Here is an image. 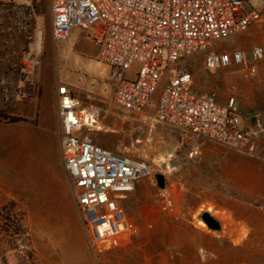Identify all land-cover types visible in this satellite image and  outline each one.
Returning <instances> with one entry per match:
<instances>
[{
    "label": "rangeland",
    "instance_id": "374dc122",
    "mask_svg": "<svg viewBox=\"0 0 264 264\" xmlns=\"http://www.w3.org/2000/svg\"><path fill=\"white\" fill-rule=\"evenodd\" d=\"M35 5L34 26L42 33L41 41L30 39L34 31L26 33L8 12L0 13V264H83L79 259L83 251L90 256V264H264V233L260 230L264 228V184L256 188L259 195L253 197L241 176L239 215L250 218L218 219L222 228L212 231L199 217L205 210L215 216L201 205L205 196L198 187L189 188L185 195L182 183V151L187 143L211 141L237 154L241 167H264V155L255 152L254 138L246 150H235L160 123L153 113L122 115V109L113 104L116 73L97 58L98 47L88 32L74 28L68 38L54 41L50 0H37ZM244 7L262 11L264 0H248ZM263 39L264 23L217 42V51L244 50L247 65H231L227 72L213 74L205 70L202 57H198L187 66L193 77L191 88L202 95H214L221 102L234 96L254 111L264 112V59L253 61L250 53V48ZM35 45L39 46L36 50ZM28 48L39 60L31 74L23 59V50ZM138 70L134 65L123 76L133 79ZM243 77L253 83L250 95L241 91ZM58 85L74 91L85 108L92 106L86 112L94 114L96 120L90 132L94 142L109 141L99 144L147 161L154 174L163 173L167 180L164 191L157 187L154 175L135 185L130 193H136L134 209H128L131 215L120 206L137 233L128 244L100 257L91 251L62 164ZM23 87L31 92L26 99L18 96ZM248 89L243 90L247 93ZM162 90L163 84L153 102L158 101ZM100 104L109 113L101 111ZM254 123L251 121L256 129L254 137L264 135V123ZM246 226L251 227L250 232L236 234ZM226 228H232L234 234L226 235ZM207 234L215 237L210 251L201 246Z\"/></svg>",
    "mask_w": 264,
    "mask_h": 264
},
{
    "label": "built area",
    "instance_id": "2783aa9c",
    "mask_svg": "<svg viewBox=\"0 0 264 264\" xmlns=\"http://www.w3.org/2000/svg\"><path fill=\"white\" fill-rule=\"evenodd\" d=\"M247 1L50 0L51 33L56 41L68 38L74 28L88 32L98 47L97 58L116 73L113 104L118 108L138 114L153 109L159 122L235 150H246L256 129L240 115L236 99L230 97L221 103L214 95L196 93L187 66L198 57L210 73L231 65H247L244 50L214 49L217 42L264 23V9L246 10ZM36 2L0 0V13L8 12L26 33L34 31L30 39L41 41L42 33L34 26ZM250 53L253 61L264 59V42L253 45ZM23 59L29 74L36 71V52L23 50ZM134 65L139 66L135 78H125L124 72ZM162 84V93L153 102ZM30 95L29 89H19L18 96L26 99ZM57 103L62 164L91 251L100 257L128 244L137 233L120 203L139 181L153 177L154 171L145 160L95 143L90 132L96 120L85 115L67 86L58 85Z\"/></svg>",
    "mask_w": 264,
    "mask_h": 264
},
{
    "label": "crops",
    "instance_id": "0c3cea01",
    "mask_svg": "<svg viewBox=\"0 0 264 264\" xmlns=\"http://www.w3.org/2000/svg\"><path fill=\"white\" fill-rule=\"evenodd\" d=\"M262 42H264V39L259 43ZM225 70L226 69H223L215 73L227 72ZM252 84L253 83H251L250 80H248L246 77H243V79H241L240 81L242 93H244L245 95H250ZM244 87H249L247 93H245V91L243 90ZM192 90L194 89L192 88ZM195 92L198 93L197 91ZM74 97L79 101L80 106L86 115L88 116L94 115L92 113L87 114L86 112V110H88V108L92 106L89 107L87 106L85 108L82 105L84 101H81L75 93H74ZM240 102L236 99V107L244 120H246L250 125H252L251 121L255 122L254 125L260 124V121L264 123V112L254 111V108L252 106H249V104L248 105L241 104ZM221 103H225V102H221ZM98 108L101 111L103 110L109 113L108 109L102 104L98 105ZM146 112L145 113L148 115H152V113L154 115L153 109H147ZM120 113H122L123 115L125 113H134V112L122 110ZM251 113H253V115H251ZM259 116L261 120L259 119ZM107 125H112V123L111 124L107 123ZM260 134L254 137L255 146H256L255 152L264 155V135H260ZM98 140L99 143L104 145H106L107 142H109L106 140H100V139ZM182 155H183L182 167L184 174L182 183H183V189L185 195L188 193L189 188L191 189L192 187L194 188L198 187L200 189V195L203 197L205 196V198L201 199V205H205L206 209H210L213 213H215V216L214 215L213 216L217 219L245 220L250 218L244 215H239V206L241 203L239 200L240 178L241 176L246 178L249 188L251 187V192L249 191V194L251 193L253 197H256L257 194L259 195V193H257L256 191V188L257 187L261 188L262 184H264V176L262 175L264 172V167H256L255 164L252 165L251 167H241L239 156L237 154L230 152L226 148L211 141H199L195 143L189 142L187 143L186 146L183 147ZM196 172H198L199 174L197 175ZM173 183L178 185L181 184V182H178L176 180H174ZM139 193L140 192H138V194ZM135 194L136 193L131 195L129 193L126 198L127 200L122 201L120 203V205L123 206L122 208L126 209L127 213L130 215L131 212H129L128 209L129 210L134 209V204L136 202ZM226 230H229L226 231V235L234 234L231 232L233 230L232 228H226ZM244 230L245 231L243 232L239 230L236 234L244 235L246 232H250L251 227L246 226ZM260 230H263L262 232L264 233V228ZM205 236H206L205 238H207L206 239L207 241L205 242V244L204 243L201 244V246L204 247L207 251H210L211 249L210 244L215 239V237L213 235H208V234ZM215 236L216 238H221L223 235H215ZM79 259L81 260V262H83V264H90L91 262L90 256L85 251H83L79 255Z\"/></svg>",
    "mask_w": 264,
    "mask_h": 264
},
{
    "label": "water",
    "instance_id": "95a60500",
    "mask_svg": "<svg viewBox=\"0 0 264 264\" xmlns=\"http://www.w3.org/2000/svg\"><path fill=\"white\" fill-rule=\"evenodd\" d=\"M154 179L157 187L164 191L166 189L167 180L163 173H155ZM200 220L212 231H220L222 228L221 222L215 218L209 211L205 210L200 214Z\"/></svg>",
    "mask_w": 264,
    "mask_h": 264
},
{
    "label": "bare ground",
    "instance_id": "6f19581e",
    "mask_svg": "<svg viewBox=\"0 0 264 264\" xmlns=\"http://www.w3.org/2000/svg\"><path fill=\"white\" fill-rule=\"evenodd\" d=\"M86 115V114H85ZM19 133H21V132H19ZM201 224H203L202 222H200ZM225 226V225H224ZM262 247V246H261ZM262 254V253H261ZM247 255V254H246ZM262 256V255H261ZM263 258V257H262Z\"/></svg>",
    "mask_w": 264,
    "mask_h": 264
}]
</instances>
